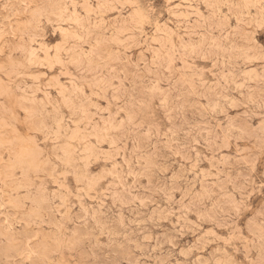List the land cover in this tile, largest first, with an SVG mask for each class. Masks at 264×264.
<instances>
[{
	"label": "rangeland",
	"instance_id": "1",
	"mask_svg": "<svg viewBox=\"0 0 264 264\" xmlns=\"http://www.w3.org/2000/svg\"><path fill=\"white\" fill-rule=\"evenodd\" d=\"M0 264H264V0H0Z\"/></svg>",
	"mask_w": 264,
	"mask_h": 264
},
{
	"label": "bare ground",
	"instance_id": "2",
	"mask_svg": "<svg viewBox=\"0 0 264 264\" xmlns=\"http://www.w3.org/2000/svg\"><path fill=\"white\" fill-rule=\"evenodd\" d=\"M35 16H36V15H35ZM33 17H34V16H33ZM35 18H36V17H35ZM35 18H34V19H35ZM31 25H33V24H31ZM31 27H32V26H31Z\"/></svg>",
	"mask_w": 264,
	"mask_h": 264
}]
</instances>
